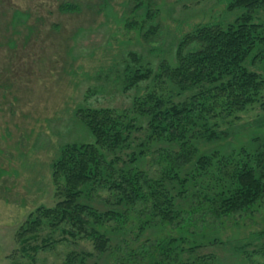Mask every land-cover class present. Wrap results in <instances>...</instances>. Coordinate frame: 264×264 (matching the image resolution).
<instances>
[{
    "label": "trees",
    "instance_id": "1",
    "mask_svg": "<svg viewBox=\"0 0 264 264\" xmlns=\"http://www.w3.org/2000/svg\"><path fill=\"white\" fill-rule=\"evenodd\" d=\"M221 1L226 14H241L229 23L195 24L175 43L170 58L162 56L153 65L136 52L128 54L117 82L136 93L129 108L77 110L94 142L60 147L52 163L56 204L31 212L16 232L23 256L33 260L56 243L41 239L44 229L60 233L65 242L88 241L100 257L117 255L123 245L128 255H144L141 238L158 227L185 234L198 221L216 229L220 221L252 218L255 206L264 204V137L230 153L199 149L231 137L234 126L223 125H232L249 107L260 104L264 112V0ZM136 8L144 12L142 20L128 26L151 42L158 33L157 14L142 2ZM58 10L77 14L80 7L61 3ZM151 52L159 56L156 49ZM131 222L143 252L131 249ZM183 234L156 243L164 263H219L215 255H196L200 244L186 251ZM254 235L263 243L258 253L264 254V230ZM242 242L234 236L231 251L248 252L253 241ZM180 249L190 254L187 260ZM93 255L71 251L64 264H88ZM146 255H152L148 264H160L155 254ZM255 256L230 255L224 264H248Z\"/></svg>",
    "mask_w": 264,
    "mask_h": 264
},
{
    "label": "rangeland",
    "instance_id": "2",
    "mask_svg": "<svg viewBox=\"0 0 264 264\" xmlns=\"http://www.w3.org/2000/svg\"><path fill=\"white\" fill-rule=\"evenodd\" d=\"M141 2L157 14L158 33L151 42L128 26L142 20L144 12L136 8ZM61 3L77 4L80 12L62 14ZM224 11L221 0H0V264H64L71 251L95 254L88 264H148L152 255L147 253L155 254L160 264H168L162 261L156 243L182 236L171 227L144 234L140 243L147 251L143 252L136 245L138 232L131 222V249L134 253L142 250L144 255H128L130 250L124 252L123 245L117 255L106 257L97 255L88 241L65 242L60 233L44 229L41 239L56 243L33 260L23 256L16 232L31 212L55 206L52 163L60 147L94 142L76 117L77 110L131 106L135 91H124L117 82L128 54L136 52L144 62L156 65L162 56L171 57L175 43L195 24L233 22L242 12ZM260 101L264 102V91ZM233 124L222 127L234 126L231 137L200 146V151L230 153L243 146L251 148L254 137H264L260 104L239 114ZM197 222L189 224L183 234L186 251L200 244L196 255H215L218 264L231 260L230 255H256L248 264H264V257H258L264 255L258 253L263 243L254 235L264 230V204L255 206L252 218L220 221L216 229ZM237 235L243 244L253 241L248 252L231 251L234 243L229 242ZM215 239L226 245L212 244ZM179 253L185 260L190 255L181 249Z\"/></svg>",
    "mask_w": 264,
    "mask_h": 264
}]
</instances>
